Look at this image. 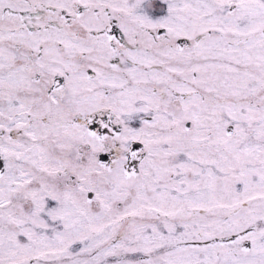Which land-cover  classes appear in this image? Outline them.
<instances>
[{
	"label": "snow or ice",
	"instance_id": "6c2138e0",
	"mask_svg": "<svg viewBox=\"0 0 264 264\" xmlns=\"http://www.w3.org/2000/svg\"><path fill=\"white\" fill-rule=\"evenodd\" d=\"M0 264H264V0H0Z\"/></svg>",
	"mask_w": 264,
	"mask_h": 264
}]
</instances>
